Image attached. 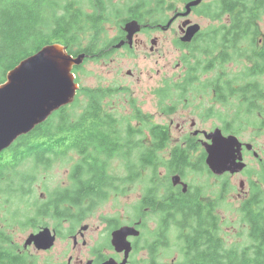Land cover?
Listing matches in <instances>:
<instances>
[{
    "label": "flooded vegetation",
    "instance_id": "1",
    "mask_svg": "<svg viewBox=\"0 0 264 264\" xmlns=\"http://www.w3.org/2000/svg\"><path fill=\"white\" fill-rule=\"evenodd\" d=\"M194 1L89 0L86 8H81L72 0L71 3H76L72 13L78 14L82 24L91 26L90 35L94 38L99 35L97 40L84 37L78 43L81 45L73 46L74 55L86 53L85 62L115 55L176 57L178 67H184L182 79L189 73L216 74V65L221 59V51L217 52V49L222 45L217 46L214 40H218L220 31L233 32L235 19L231 12L216 17L218 4L223 0H202L199 5L188 7ZM119 4L127 5L126 14L122 17L115 14L112 18ZM90 15L97 16L98 28H92ZM131 21H137L138 31L129 38L126 25ZM109 23L112 29L107 32L111 35L103 40L106 32L103 27ZM206 39L211 41L206 42ZM127 74L134 76L131 70ZM177 87H186L183 98H173L176 93L171 90ZM195 87L201 88L195 82L185 86L169 80L158 88L148 84L145 90L137 85H125L124 92L128 95L121 96L120 101L114 103L108 99L113 95L111 91L117 90L114 86L88 88L98 89L103 95L100 100L87 97L81 112L90 111V105H99L100 129L83 135L89 152H93L91 146H98L102 152L98 158L105 163L106 171L100 168L99 161L97 167L104 180L103 174L108 176L107 186L102 190L105 197L95 201L89 210L78 212L70 200L63 204L65 209L57 210V196H39L41 200L37 204V198L31 195L24 205L27 211L16 210L18 215L8 216L6 224L0 225V264H103L112 260L119 264L126 252L117 250L112 235L125 225L139 231L127 237L132 251L126 264H132L136 256L139 257L137 264H155L161 246H177L180 250L178 242L184 243L182 233L190 232L187 229L182 232L176 221L181 220L186 204L192 208L196 264H264V194L261 192L264 153L252 142L242 140L240 134L243 131H233L228 121L221 120L203 127L193 110H177L178 103H192L207 97ZM154 91L158 96L156 102ZM140 95L145 96V102L138 101ZM172 114L177 115L178 122ZM218 128L223 135H235L241 142L236 154L246 164L242 170L218 173L209 167L207 151L213 143L210 137ZM127 143L129 147L123 151L129 155L124 156L120 148ZM67 145L70 146L66 149L69 154L77 152L80 156V160L72 165L71 175L85 154L73 147L72 140H67ZM112 146L113 155L107 156L106 151H111ZM111 157L124 160L119 175L109 168L108 159ZM256 164L255 171L251 166ZM239 178L240 185L235 188V180ZM129 186L142 190L140 197L128 204L130 215L122 219L98 215L101 223L95 225L93 218L97 212L91 210L112 194L128 193ZM61 188L69 191V197L73 190L71 177ZM42 200L48 201L45 210L38 209ZM74 215L82 216L77 221V230L70 226L74 223ZM87 219H91L90 222ZM45 228H49L54 236L50 247L41 248L28 242L32 234ZM172 228L177 229L175 239L171 237ZM188 229L192 230L191 227ZM175 258L177 260L172 259V264L181 263V259Z\"/></svg>",
    "mask_w": 264,
    "mask_h": 264
},
{
    "label": "trees",
    "instance_id": "2",
    "mask_svg": "<svg viewBox=\"0 0 264 264\" xmlns=\"http://www.w3.org/2000/svg\"><path fill=\"white\" fill-rule=\"evenodd\" d=\"M75 5V2L62 4L58 0H0V84L6 81L7 73L11 69L47 44L61 42L68 47L70 53L74 54L73 46L81 45L78 43L84 37L94 40V36L90 35L91 26L88 24L90 27H86L85 23H81L78 14L72 13ZM81 10L80 8L79 11ZM226 12H231L235 19L234 31H220L218 40L214 41L217 46L222 45V48L217 49V52L221 51L220 61L231 62L238 59L237 63L241 65V68L231 75L230 79L218 76L204 83L213 86L217 98L221 101L228 98L222 92L235 94L243 102L240 106L248 105V114L258 108L255 106V100L264 101V82L260 80L264 74V38H261L262 35L264 36V30L260 26L262 15H264V0H223L218 4V16L216 17H220ZM89 17L91 18L89 21L93 23L92 28H98L97 16L90 15ZM87 30H89L88 35H84L83 32ZM208 41L211 40L206 39V42ZM244 41L248 44V49L238 46ZM245 56L250 64L244 68L242 65ZM216 66L219 67L220 63ZM80 67H76L74 71L76 72ZM169 82L184 83L185 86L194 82L203 83L197 78V73H189L181 81L171 79ZM171 91L178 94V98H183L186 87H177ZM80 93L87 95L91 100H100L103 97L102 92L98 89L81 87ZM242 98L245 99V102ZM76 101L77 98L73 103ZM73 103L54 112L47 121L36 126L29 134L20 136L16 143L2 152L0 155V180H4L3 184L8 187V193L13 194L17 191L18 195L19 191V196H21L24 183L17 176L20 179L17 180V187H14L12 185L14 177L8 178L10 174L7 173H13L16 167L21 166L29 158H32L31 161L36 166H50L53 158L69 154L66 149L70 148L67 145V140L70 139L73 141V147L85 154V158L74 167L70 175L73 181V190L69 197L67 194L69 191L61 187L49 193L52 197L57 196L56 209H65L63 204L70 200L75 210L86 211L93 207L99 198L105 197L102 190L107 186L108 176L104 173L103 175L106 177L104 180L103 176L99 175L97 167L99 161L101 162L100 168L106 171L105 163L98 158L102 152L98 146H91L93 152H89L83 135L84 132H96L100 129L99 105H90V111L75 114L70 112ZM261 124L264 126V118ZM67 132H69L68 135H66ZM69 135L73 137L71 138ZM125 147H129V143L120 148L122 155L128 156L129 152L123 151ZM113 151L112 146L111 151H106L107 156L113 155ZM118 151L119 149L116 150V152ZM29 175L23 179H33V174ZM86 203H90V206H85ZM46 205H48V201L42 200L38 209L45 210L47 209ZM184 206L183 215L180 216L181 220L176 219V221L182 232L184 229L190 232L181 235L184 243L180 244L182 261L178 264H196L192 208L187 204ZM81 217L74 215V220L79 221ZM189 227L192 230H189Z\"/></svg>",
    "mask_w": 264,
    "mask_h": 264
},
{
    "label": "rangeland",
    "instance_id": "3",
    "mask_svg": "<svg viewBox=\"0 0 264 264\" xmlns=\"http://www.w3.org/2000/svg\"><path fill=\"white\" fill-rule=\"evenodd\" d=\"M58 1L62 4H68L72 0ZM75 1L81 8H86L89 3V0ZM116 6L118 8L116 12L112 14V18H115V14H118L119 17L124 16L126 14L125 8H127V5L119 4ZM59 11L61 12V8ZM221 17L222 16L217 18ZM85 26L88 28L90 27L87 23ZM110 26L111 23L103 27V29L106 30L103 35V40L107 39L109 35H111L107 32L112 29ZM260 26L264 30V15H262ZM88 31L89 30L83 32V34L88 35ZM98 36L99 35H96L94 40H97ZM238 46L243 49L249 48L246 41L240 43ZM237 60L231 62L219 61L220 66L215 70L216 74H197V78L203 83H197L201 86V88H195L200 90L202 93H206L207 97L192 103H178L176 109L193 110L199 119L200 125L203 127H209L211 124L216 122L220 123L221 120H226L230 123L233 131H243L242 134H240L242 140L252 142L255 144L257 149L264 153V126L261 124V121L264 118V101L255 100V106H258V108L253 109L247 114L248 105L244 104L243 107L240 106L243 102L237 98L235 94L224 91L222 92L223 95L228 98L221 101L217 98V94L216 91H214L213 86H209L204 83L207 80L217 78L218 76H221V78L224 79H230V76L235 72H238L241 68V65L237 63ZM178 61L179 60L176 57L171 59H160L156 57L144 58L143 56H138L137 58H134L126 55H115L105 59L87 61L75 72V74L81 87L100 88L114 86L117 90L111 91L113 95L108 97L111 101L110 103H114L119 102L121 96L128 95V92H124L125 85H137L145 90L148 84H151L154 88H158L159 85L171 79L181 81L182 78L180 77L184 71V67H178ZM248 64H250V61L245 56L242 66L245 68ZM130 70L133 71L134 76L127 74ZM260 80L264 82V74H262ZM156 91H154L153 96L155 102L158 99ZM76 98L77 101L73 103V107L70 109V112L75 114L81 112L84 104L86 103L85 100L87 99V95L80 93ZM144 98L145 96L140 95L137 99L139 102H145ZM173 98H178V94H173ZM243 100L245 102V99ZM149 105L150 109L153 108L151 102ZM197 106H199V108ZM172 115L175 118V122H178L179 119L177 118V115ZM31 160L32 158L27 159L21 166L16 167L13 173H7L10 174L8 178L14 177L12 180V185H14V187H17L18 179L21 178L23 180L24 188L21 190V196H19V191L18 195L16 194L17 191L13 194L8 193V187L3 184L4 180H0V225L6 224V218L8 216L18 215L15 213L16 210H19L20 212L27 211L24 205L28 199L31 198V195H35L37 198V204H40L39 200L41 199L39 196L41 198L46 197L49 192L54 189L67 185L70 181V170L72 165L80 160V156L77 152H71L68 155L53 158L50 166L47 167L44 165L36 166ZM123 161L124 160L120 157L114 159L111 157L108 159L109 168L111 171L115 170V175L120 174L123 168ZM251 168L256 171L258 165H252ZM29 174H33V177L31 176L33 179L24 180L23 178L30 176ZM235 182V188H238L240 185V178L235 180ZM204 187L207 188L206 184H204ZM141 192V188L138 187L137 189H134L133 186H129L128 193H122V195H120V193H117L116 195L112 194L110 198L108 197V199L104 200L97 208L91 210L97 212L93 218L95 225L101 223V220L98 219V215L117 216L120 219L124 218V216L128 214L130 215L128 204L132 203L136 198H139ZM261 192L264 194V186H261ZM42 193H44V196L41 195ZM6 201L9 202L5 203ZM121 212L126 214L122 215ZM86 218H88V214L86 215ZM90 220L91 219H87V222H90ZM149 223L152 224L153 220H149ZM77 226V221L74 220L72 227H75V230H77ZM176 236L177 229L172 228L171 237L175 239ZM151 240L152 239H149V241ZM180 241L183 243L182 239H180ZM169 243L172 245L171 239L169 240ZM179 245L180 242H178V246ZM161 247L157 251L158 254L155 259V264H172V259H176L175 257L182 259V253L179 250V247ZM146 254L147 253H145V256ZM138 258V256H136L135 259L133 258L132 264H137L139 262Z\"/></svg>",
    "mask_w": 264,
    "mask_h": 264
},
{
    "label": "water",
    "instance_id": "4",
    "mask_svg": "<svg viewBox=\"0 0 264 264\" xmlns=\"http://www.w3.org/2000/svg\"><path fill=\"white\" fill-rule=\"evenodd\" d=\"M201 2L202 0H195L188 7L199 5ZM137 24V21L127 23L129 38L138 31ZM86 56V53L74 55L65 44L54 42L24 58L7 73L6 81L0 84V154L20 136L29 134L36 126L47 121L53 110L75 100L80 85L76 80L74 68L83 65ZM210 138L213 143L208 147V163L216 172H237L246 166L242 157L236 154L241 142L235 135L225 136L218 128ZM224 147L228 149L227 160L222 151ZM215 156L221 157L222 168L216 169ZM138 233L135 227L129 225L113 232V245L118 251L126 252L124 260L119 264H126L132 251L127 237ZM28 242L48 248L53 244L54 236L49 228H45L32 234ZM103 264L117 262L112 260Z\"/></svg>",
    "mask_w": 264,
    "mask_h": 264
},
{
    "label": "bare ground",
    "instance_id": "5",
    "mask_svg": "<svg viewBox=\"0 0 264 264\" xmlns=\"http://www.w3.org/2000/svg\"><path fill=\"white\" fill-rule=\"evenodd\" d=\"M123 36V35H122ZM57 110H59V109H55V110H53L52 111V113H51V115L54 113V112H56ZM50 115V116H51ZM223 150V152L225 153V157H226V160L228 159V153H227V147H224V148H222ZM208 152V154H209V151H207ZM208 158H209V156L207 157V163H208ZM209 165V164H208ZM215 166H216V169H218V168H222L223 167V163L221 162V157L220 156H215ZM209 167L213 170V171H215L216 172V170L214 169V168H212L210 165H209ZM182 196V195H181ZM198 196V195H197ZM63 202V201H62ZM189 203V202H188ZM143 206V205H142ZM67 218V217H66ZM119 222V221H118ZM72 226V225H71ZM82 230L84 229V226L81 228ZM97 260V259H96Z\"/></svg>",
    "mask_w": 264,
    "mask_h": 264
}]
</instances>
